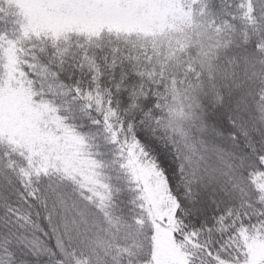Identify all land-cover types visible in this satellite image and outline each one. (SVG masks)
<instances>
[{"label": "snow or ice", "instance_id": "snow-or-ice-1", "mask_svg": "<svg viewBox=\"0 0 264 264\" xmlns=\"http://www.w3.org/2000/svg\"><path fill=\"white\" fill-rule=\"evenodd\" d=\"M0 264H264V0H0Z\"/></svg>", "mask_w": 264, "mask_h": 264}]
</instances>
